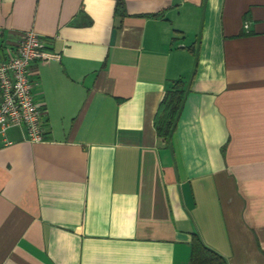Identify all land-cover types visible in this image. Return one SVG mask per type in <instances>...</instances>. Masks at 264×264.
Instances as JSON below:
<instances>
[{
	"label": "crops",
	"instance_id": "0c3cea01",
	"mask_svg": "<svg viewBox=\"0 0 264 264\" xmlns=\"http://www.w3.org/2000/svg\"><path fill=\"white\" fill-rule=\"evenodd\" d=\"M117 4L0 0V64L28 30L59 56L32 67L44 140L0 135V264H191L193 233L264 264V0Z\"/></svg>",
	"mask_w": 264,
	"mask_h": 264
},
{
	"label": "built area",
	"instance_id": "2783aa9c",
	"mask_svg": "<svg viewBox=\"0 0 264 264\" xmlns=\"http://www.w3.org/2000/svg\"><path fill=\"white\" fill-rule=\"evenodd\" d=\"M245 27L249 25L245 24ZM58 58L57 54L47 50L46 42L36 31L19 34L13 53L0 64V135H6L12 127H21L28 141L44 140L46 110L35 100L34 88L38 80L32 67Z\"/></svg>",
	"mask_w": 264,
	"mask_h": 264
},
{
	"label": "trees",
	"instance_id": "16d2710c",
	"mask_svg": "<svg viewBox=\"0 0 264 264\" xmlns=\"http://www.w3.org/2000/svg\"><path fill=\"white\" fill-rule=\"evenodd\" d=\"M123 0H118V8ZM186 86L183 80H177L166 91L154 119V126L160 139L168 141L174 134L184 99ZM191 264H228L226 259L204 243L197 233H193L191 242Z\"/></svg>",
	"mask_w": 264,
	"mask_h": 264
}]
</instances>
